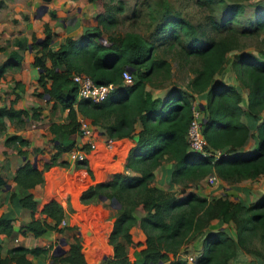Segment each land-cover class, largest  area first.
<instances>
[{
  "label": "trees",
  "instance_id": "16d2710c",
  "mask_svg": "<svg viewBox=\"0 0 264 264\" xmlns=\"http://www.w3.org/2000/svg\"><path fill=\"white\" fill-rule=\"evenodd\" d=\"M227 7L230 8L229 14H233L241 6L231 3ZM252 23L256 29L264 28V13H256ZM177 24L184 27L181 21L167 19L161 31L173 29ZM99 36L96 26L87 27L79 37L67 35L53 48L49 46L51 32L45 25L44 36L30 45L35 47L31 64L38 70L37 83L42 88L41 96L66 110V120L47 123V129L53 134L51 146L54 151L40 167L37 164L33 166L25 158L15 169L13 180L16 188L10 192V198L16 195L21 207L33 212L35 199L29 189L42 180V171L49 165L65 164L58 157L75 144L71 135L77 134V116L80 115L86 117L91 125L103 129L109 138L128 136L134 139L124 162V169L129 171L112 172L104 180L89 184L80 194V200L84 203L94 202L95 199L111 201L113 198L119 204L107 236L112 248L111 255L97 264H164L165 261V264H228L237 255L236 246L252 252L260 262L258 264L264 263V191L244 205L240 200H232L226 195L208 199L190 189H182L180 195H176L149 183L152 169L163 158L172 160L171 179L185 175L198 179L214 173L222 180L235 182L264 174V116L259 115L260 111H264V60L251 52H236L231 60L238 74H244L247 78V110L251 119L258 120L256 125L251 122L256 129L255 146L240 150L251 128L241 119V89L222 81H213L214 75L226 62V52L232 48L228 41L196 43L187 49L188 54L202 58V65L188 81L191 92L186 93L171 85L163 96L152 97L145 88L149 74L154 69L167 66L168 62L163 58L151 57V43L137 33L127 31L117 39L108 38L106 42H102ZM19 58L16 51H11L0 63V75ZM124 69L130 72V83L122 82L121 72ZM75 72L85 73L97 83H112L113 88L99 102L77 97L75 83L71 80ZM203 91L206 92V103H199L205 112L202 133L205 147L220 152L215 158L188 150L185 140L191 116V93ZM37 113V106L31 107V115ZM26 114L24 109L13 108L11 104L1 106L0 128L3 115L23 119ZM137 121L139 127L135 129ZM4 142L11 143L20 155L26 157L27 151L21 148L26 140L20 135L9 134ZM38 150L34 149L33 153ZM78 164H85V160ZM4 184L0 176V186ZM129 190H134L138 199L126 206L125 194ZM137 203L143 210L139 217L133 212ZM181 205L186 209L171 212ZM41 212L50 221L30 215L21 225V230L38 235L47 229L62 231L68 227L58 225L63 219V208L55 199L46 201ZM213 217L224 223L233 222L235 237L222 227L204 231L203 227ZM135 224L145 234V245L135 249L133 257L129 258L127 246L133 243L129 229ZM254 230H258L262 249L245 247L246 238ZM193 231L203 236L200 250L188 261L178 256L177 250L187 239V233ZM0 232L5 236L13 232L10 219L2 215ZM65 243V251L53 255L49 264H86L79 238L73 236ZM48 247L12 245L4 254H0V264H32L26 254L44 253Z\"/></svg>",
  "mask_w": 264,
  "mask_h": 264
},
{
  "label": "rangeland",
  "instance_id": "374dc122",
  "mask_svg": "<svg viewBox=\"0 0 264 264\" xmlns=\"http://www.w3.org/2000/svg\"><path fill=\"white\" fill-rule=\"evenodd\" d=\"M231 3L240 5V10L229 14L230 8L227 5ZM42 5H46L45 10H41ZM256 13H264V0H0V63L11 51H16L20 55L18 60L23 63L22 73L25 75L26 84L29 87L28 90L30 89L29 94L31 95V98H25V103L29 99L30 102H28L27 107L30 109L37 106L38 109L36 115H31L30 110V117L35 125H46L50 121V118L45 119L48 113L55 112V119H60L63 114H61L62 109H54L53 106L50 110L51 100H45L41 96L42 88L37 83L38 70L31 64L35 47L30 45L34 44L36 39L44 36L45 25L51 32L49 46L53 48L63 41L65 36L77 38L85 28L93 26L99 29V39L102 42H106L110 37L117 39L127 31L141 35L148 43H151V57L163 58L168 62L167 66L163 65L159 69L152 70L149 74V80L146 82L145 88L154 95H161L171 85L186 93L191 92L188 81L195 70L202 65V58L196 54H188L186 52L187 49L196 45V43L223 39L228 41L232 48L226 52V62L222 69L214 75L213 81L231 83L241 89V98L243 97L240 100L243 110L241 119L251 125V131L253 128L251 122L256 125L258 120L249 117L245 103L247 93L245 83L247 78L244 74H238L236 68L231 65V60L236 52H251L259 59L264 60V28L256 29L252 23ZM230 15H232V18H229ZM167 19L181 21L184 23V27L181 28L177 24L173 29L165 32L161 31V26L166 23ZM19 61L11 68L10 66L6 67L4 73L2 72L3 82L7 81L9 71L13 73L21 68ZM12 82L14 84V81ZM13 87L7 84L0 97H7L9 94L8 88ZM191 94L192 102L206 103V92H192ZM260 112L259 115L264 116V113ZM9 121L11 123L15 121L19 124L25 122L24 119H15L14 121L9 119ZM2 128L5 129V127L2 125L0 128V135L2 134ZM251 138L252 136H249L246 139L251 140ZM6 144L9 145V148H12L11 143L8 142ZM49 145L51 146V142ZM252 147L253 145L249 148ZM39 153L40 151L31 154L29 160L31 162L35 160V164L40 167L46 159H44L45 155H40ZM169 160L171 159L163 158L160 164ZM154 175L157 177L158 171H155ZM208 175L216 176L214 173H209L198 179L190 178L186 175L174 177L173 179L170 177L172 181L171 187L160 186V188L169 190L176 195H180L182 189H190L199 195L206 196L208 199L226 195L228 198L236 200L233 198L235 193L231 189L236 184L235 182L222 180L217 176L215 181L209 182L207 179ZM155 176L152 175L149 181L152 185H155ZM257 177L250 179V183L253 180H258L260 175ZM125 197L127 198L126 206L138 199V195L134 190H129ZM255 198L256 196L249 201L239 200L246 205ZM102 201L101 203L98 199L94 200L98 206L97 210L102 209L109 202L108 199ZM114 204L117 203L114 201ZM136 205L138 211L135 214L143 212L141 205L139 203ZM136 205H134V208H136ZM184 209L186 207L181 205L173 208L171 212L174 211L176 213ZM105 210L102 213L105 216H114L116 213V210L110 207L109 210L107 208ZM102 214L100 213L101 216ZM221 226L235 237L234 223H224L217 217L210 218L203 230H215ZM135 229V226L130 227V231H132V234L134 233L133 239L138 240V236L135 235ZM187 234V239L178 247L177 254L190 261L189 257L196 254L201 248L203 234H198L197 231ZM140 237L143 241H138L137 244L131 243L127 246L129 258L133 257L132 253L135 249H140L145 245L144 232ZM9 239L12 240L11 237ZM103 240L106 245H110L107 242V238ZM6 241V239H3V243ZM246 241L247 245L245 247L248 249H262L258 230L250 233ZM236 249L238 250L236 256L240 255V259H246L252 253L245 251L244 248L239 246H236ZM105 253L111 255V251ZM100 256L98 259H100ZM252 257H254L253 254ZM237 259L238 257H233L228 264H239ZM240 264L255 263L242 262Z\"/></svg>",
  "mask_w": 264,
  "mask_h": 264
},
{
  "label": "crops",
  "instance_id": "0c3cea01",
  "mask_svg": "<svg viewBox=\"0 0 264 264\" xmlns=\"http://www.w3.org/2000/svg\"><path fill=\"white\" fill-rule=\"evenodd\" d=\"M19 62L21 68L17 69L13 73L9 71L7 81L3 82L2 76L0 75V95L6 89L5 86L7 84L14 86L13 88H8L9 94L7 97H0V107L9 106L11 104L13 108H21L27 112L26 116L23 118L25 122L22 124L15 122L14 120L17 119L15 117L8 118L5 115L1 117V126L3 125L5 129H1L2 134L0 135V176L5 181V184L0 186V215L10 219L13 232L9 236H5L0 232V254H4L9 246L16 244H22L27 247L49 246L47 251L44 253L26 254L32 264H49L52 261L53 255L61 254L52 253V248L58 243L59 238L62 237L64 239V243L61 244V246L65 251L67 246L65 242L71 240L73 236H77L80 244L82 245L81 251L86 264H97V260L101 253V256L103 254L109 256V254L105 252H112L111 246L106 245L103 239L108 236L114 216H105L102 213L106 211V208L107 210H109V207L116 210L117 207L111 205V201H109L108 204L104 205L105 207L100 209L101 211L98 209V212L97 204L95 202H82L80 200V194L81 191L89 184L104 180L112 172L129 171L128 169H124V162L129 147L134 144V139L128 136L112 138L111 146L107 147L104 144L107 137L105 131L92 125L94 129L93 140L95 142V147L87 152L85 164L79 165L78 162H72V160H70L64 152H61L58 159L64 160L65 164L53 163L49 165L42 171V180L29 189L35 199V208L33 212L30 213L29 210L21 207L16 195L10 198V192L16 188L13 180L15 169L24 162L25 158H30L34 149H39V154L45 155L44 159H47L54 149L49 145L53 134L47 129V124L35 125L30 117L31 108L29 109V107H27L30 100H26L25 103V98H31V95L29 94L30 89L28 90L29 87H27L25 75L22 73L23 63L21 61ZM11 67H13V65L10 66V68ZM12 81H14V84ZM150 94L152 97H161L163 96L164 91L161 95ZM242 99L243 97L241 100ZM50 102V110L52 109V106L54 109L58 108L61 110L59 104L54 103V105H52L53 101L51 100ZM46 112L48 113V111ZM61 112L63 116H61L60 119H55V112L48 113V115L45 116V119L47 120L50 118V121L56 122L65 121L66 110L62 109ZM260 113H264V111H261ZM9 119H12L14 123H11ZM26 121L28 122L26 123ZM138 127L139 122L137 121L135 123V129H138ZM254 128L255 127L249 131V135L247 137L249 138V136H252L251 140L246 139L244 144L240 146V150L247 149L251 145L255 146L257 135ZM12 133L18 134L26 140V143L21 145V148L27 151L26 157L20 155L13 146L12 148H9V145L4 142L6 136ZM71 138H73L75 142L76 140H79L78 134H72ZM80 140L82 141L83 139ZM73 163L74 167L71 166ZM171 164L172 160L165 161L153 169V176H155V171H158V175L157 177L155 176L156 179L154 183L156 186L171 187ZM87 169H89V171ZM215 179H217L216 176ZM235 183L236 184L233 185L231 189L235 193L233 198L236 200L240 199L241 201H249L264 191V175L262 174H260L258 180H253L252 183H250V178L240 179L235 181ZM50 199L58 201L63 208L64 222L63 224L59 222L58 225H67L68 227L63 228L62 231L47 229L38 235H33L26 229L22 231L21 225H23L24 222L30 218V215L33 217H44L46 220L50 221V219L41 212L43 204ZM100 202L102 203L103 201L100 200ZM105 202L107 201L105 200ZM136 211H138L137 206L136 210L133 212ZM142 213L143 212L136 214V217H139ZM134 226L136 228L135 235L138 236V240L133 239L134 233L132 234L130 229L129 232L133 243L137 244L138 241H143L140 239V235L143 234V231L138 225L135 224L133 227ZM10 237L12 240L9 239ZM3 239H6L7 241L3 243ZM236 257H238L237 261L239 264L242 262L255 264L260 263L257 257H252V254L247 256L246 259H240V255L235 256V258ZM261 264L264 263L262 262Z\"/></svg>",
  "mask_w": 264,
  "mask_h": 264
},
{
  "label": "built area",
  "instance_id": "2783aa9c",
  "mask_svg": "<svg viewBox=\"0 0 264 264\" xmlns=\"http://www.w3.org/2000/svg\"><path fill=\"white\" fill-rule=\"evenodd\" d=\"M121 78L123 83H130L132 78L130 72L124 69L121 72ZM71 80L76 86L77 97H85L93 102H99L108 95L110 90L113 88L112 83H97L94 82L91 77L82 72H75L71 75ZM78 120V139L75 144L69 149L65 150L64 153L67 157L75 162H81L86 159L87 152L95 147L93 140L94 129L86 117L77 116ZM205 120V112L199 105V102L191 103V116L185 132V140L187 148L190 151L196 152L201 156L211 155L215 158L220 154L219 151L210 150L206 148V141L202 133L203 122ZM112 138L106 137L105 146L110 147ZM207 179L209 182L215 181V176L208 175ZM64 220L61 219L60 223L63 224ZM191 259V257H189Z\"/></svg>",
  "mask_w": 264,
  "mask_h": 264
},
{
  "label": "water",
  "instance_id": "95a60500",
  "mask_svg": "<svg viewBox=\"0 0 264 264\" xmlns=\"http://www.w3.org/2000/svg\"><path fill=\"white\" fill-rule=\"evenodd\" d=\"M45 8H46V5H42L41 10H45ZM201 107H202V106H201ZM32 165L35 166V161H32ZM71 166L74 167V163H73ZM110 204L113 205L114 207H118V206H119L118 203H117L116 205H114V200H113V198L111 199V203H110ZM63 243H64V239H63L62 237H60L58 243L55 245V247L52 248V253H62V252H64V249H63V247L61 246V244H63ZM104 257H106L105 254H103V255L101 256V259L104 258ZM99 261H100V259L97 260V263H98Z\"/></svg>",
  "mask_w": 264,
  "mask_h": 264
},
{
  "label": "clouds",
  "instance_id": "9594fccd",
  "mask_svg": "<svg viewBox=\"0 0 264 264\" xmlns=\"http://www.w3.org/2000/svg\"><path fill=\"white\" fill-rule=\"evenodd\" d=\"M78 163H80V162H78Z\"/></svg>",
  "mask_w": 264,
  "mask_h": 264
}]
</instances>
